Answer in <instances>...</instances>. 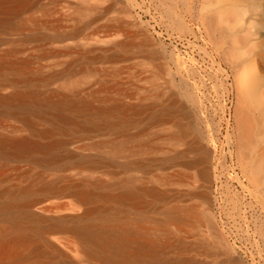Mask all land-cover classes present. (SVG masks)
<instances>
[{
  "label": "rangeland",
  "instance_id": "obj_1",
  "mask_svg": "<svg viewBox=\"0 0 264 264\" xmlns=\"http://www.w3.org/2000/svg\"><path fill=\"white\" fill-rule=\"evenodd\" d=\"M205 6V0H37L27 7L22 17L29 23L20 31L0 34V62L25 64L24 71L43 80L34 84L43 96L64 93L91 107L115 110L103 121L86 112L85 117L67 125L64 135L56 136L71 140L72 162L65 170L40 172L29 163L0 162V190H32L50 184L57 193L41 199L39 206L46 208L45 213L39 206L35 210L70 217L82 211L73 205L78 192L93 195L83 207H102L105 204L99 196L117 191L127 177L131 187L149 186L151 176L161 174L160 170L125 169L122 165L157 156L155 147L170 148L162 136L172 124L156 123L152 115L138 109L156 106L172 92L197 119L201 132L197 144L208 157L210 180L206 186L213 226L225 245L216 255L200 250L187 255L198 264H264V185L254 183L251 155L238 146L235 113L236 77L244 73L243 67L248 70L246 64L225 57V39L204 24ZM111 54L118 57H106ZM12 88L7 85L1 92ZM184 89L194 104L179 95ZM132 108L135 113H130ZM27 134L20 119L0 113V135ZM114 147L120 149L118 154L112 152ZM188 185L197 183L191 178ZM140 202L147 209L137 212L130 208L120 222L162 231L151 223L155 214L149 198L143 196ZM101 219L93 213L79 224L102 225ZM66 222L74 225L71 219ZM7 225L0 219V229ZM182 235L188 242L201 237L214 243L203 225ZM53 236L59 238L54 241L58 249L41 246L36 253L29 242L20 248L24 255L21 264H109L87 258L72 230ZM161 255L173 258L177 253L168 250Z\"/></svg>",
  "mask_w": 264,
  "mask_h": 264
},
{
  "label": "bare ground",
  "instance_id": "obj_2",
  "mask_svg": "<svg viewBox=\"0 0 264 264\" xmlns=\"http://www.w3.org/2000/svg\"><path fill=\"white\" fill-rule=\"evenodd\" d=\"M205 1L204 24L225 39V57L248 67L246 72L242 66L244 73H239L243 76L238 75L234 85L237 92L238 146L251 155L254 183L264 185V0ZM36 2L0 0V34L23 29L29 22L22 14ZM123 11L127 12L126 9ZM106 57L114 59L118 55ZM24 65L0 62V113L17 117L28 129L27 135H0V162H25L40 172L65 170L72 162L71 140L56 136L64 135L67 125L80 119L78 117H85L86 112L103 121L115 109L94 108L88 103L74 101L64 93L43 96L34 88L37 81L43 80L37 74L24 71ZM7 85H11L12 90L2 93ZM179 95L184 96L187 102L195 103L185 89ZM130 110V113H135L134 108ZM138 111L152 115L156 123L165 121L172 124L162 136V141L170 148L155 147L157 156L145 162H126L122 168L158 169L161 174L152 175L149 186L131 187L127 185L130 178L123 179V186L117 191L99 196L105 204L102 207H83L93 199V195L90 191L78 192L73 205L82 209L81 213L65 216L74 221L73 226H67L65 222L56 223L35 210L46 194L52 197L57 193L50 184L45 183L32 190L27 187L0 190V219L8 224L0 229V264H21L24 255L20 248L29 242H33V252L36 253L41 246L58 249L54 241H59V238L53 234L69 229L79 237L80 247L86 251L87 258L109 264H135L136 260L139 264H198L196 259L187 255L190 251L200 250L208 255L224 251L223 238L213 226L209 188L206 186L208 157L197 144V137L201 135L197 119L172 92L160 104L141 107ZM39 123L43 124L42 127H38ZM107 126L110 127L109 122ZM179 145L181 148L178 149ZM112 152L118 154L120 149L114 147ZM191 178L197 185H188ZM184 185V188H179ZM143 196L149 198V208L155 214L151 223L161 226L162 231L151 232L133 223L120 222L121 215L130 208L137 212L147 209L140 202ZM40 210L45 213L46 208ZM93 213L102 218V225L79 224ZM200 225L212 234L214 243L201 237L190 242L185 240L182 234L188 229L196 230ZM168 250L175 251L177 255L173 258L161 255Z\"/></svg>",
  "mask_w": 264,
  "mask_h": 264
},
{
  "label": "water",
  "instance_id": "obj_3",
  "mask_svg": "<svg viewBox=\"0 0 264 264\" xmlns=\"http://www.w3.org/2000/svg\"><path fill=\"white\" fill-rule=\"evenodd\" d=\"M207 167L209 168V166H208V162H207ZM209 176H208V178H207V182L209 183ZM41 209L43 208L42 206H39ZM37 208L38 210H40V208ZM38 213H40V212H38ZM40 214H42V215H44L45 217H47V218H50V219H52L54 222H56V223H63V222H65V223H67L66 222V217L65 216H47V215H45V214H43L42 212L40 213ZM63 217H65V218H63Z\"/></svg>",
  "mask_w": 264,
  "mask_h": 264
}]
</instances>
